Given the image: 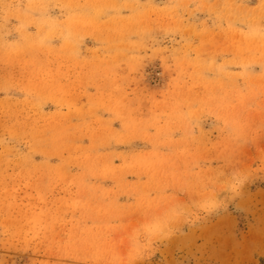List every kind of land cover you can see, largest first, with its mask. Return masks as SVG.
<instances>
[{"label": "rangeland", "instance_id": "rangeland-1", "mask_svg": "<svg viewBox=\"0 0 264 264\" xmlns=\"http://www.w3.org/2000/svg\"><path fill=\"white\" fill-rule=\"evenodd\" d=\"M0 264H264V0H0Z\"/></svg>", "mask_w": 264, "mask_h": 264}]
</instances>
